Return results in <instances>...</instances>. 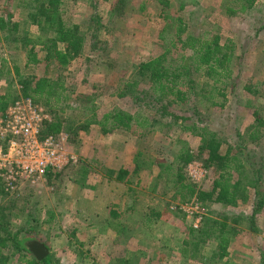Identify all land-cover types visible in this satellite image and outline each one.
I'll use <instances>...</instances> for the list:
<instances>
[{"label": "rangeland", "instance_id": "374dc122", "mask_svg": "<svg viewBox=\"0 0 264 264\" xmlns=\"http://www.w3.org/2000/svg\"><path fill=\"white\" fill-rule=\"evenodd\" d=\"M167 1V14L181 18L190 34L205 38L218 35L222 43L231 42L235 55L242 58L235 68L234 86L229 83L224 107H210L206 101L197 105L213 117L210 129L222 142V152L230 147L242 153L239 146H246L243 153L250 165L245 163V181L258 180L253 166L260 171L258 189L263 206L255 216V231H250L244 218L255 200L252 191L249 200L236 207L202 204L195 199L186 204L174 201L178 168L184 183L197 189L207 190L214 178L204 167L203 157L180 170L177 154L185 149L196 154L199 145L190 132L156 126L150 135L137 138L118 130L103 136L97 126L84 131L93 106L99 117L113 107L135 111L131 102L117 98L115 92L131 79L133 65L162 51L158 41L167 22L159 18L158 0H63V20L79 25L86 34L83 53L60 69L46 63L26 66L22 39L26 34L34 38L35 30L24 22L26 12L17 7L19 0H0V18L10 15L19 23L18 42L5 40L0 33V94H16L20 100L19 80L49 78L55 82L59 101L40 107L50 118L60 116L64 126L75 124L84 129L55 135L64 137L61 144L69 160L64 170L17 193L0 195V209L11 229H24L30 242L43 244L51 264H204L214 244L200 245V255L193 259L191 248L187 254L182 252L184 242L193 239L189 228L198 229L204 219L217 220L219 215L241 216L223 262L264 264V129L256 144H248L246 131L253 123L254 111L264 118V97L243 91L247 84L262 90L264 0L249 11H241L234 0ZM95 16L103 29L92 38ZM171 32L164 35L167 41L174 35ZM43 54L39 52V57ZM196 77V82H204ZM142 87L144 84L139 89ZM121 169L128 175L118 182L115 178ZM6 254V264L34 263L25 253L9 250Z\"/></svg>", "mask_w": 264, "mask_h": 264}, {"label": "trees", "instance_id": "16d2710c", "mask_svg": "<svg viewBox=\"0 0 264 264\" xmlns=\"http://www.w3.org/2000/svg\"><path fill=\"white\" fill-rule=\"evenodd\" d=\"M234 1L238 2L241 11H249L259 0ZM158 4L159 18L167 22L158 41L162 45V51L154 58L133 65L131 79L123 82V87L115 92L117 98L131 102L135 111L131 113L113 107L99 117L93 106L92 115L86 120L85 130L76 127L74 123L75 127L64 126V120L54 114L50 121L43 124L41 136H55L62 131L73 134L72 131L80 129L86 131L90 126H97L103 136L118 130L141 138L150 135V129L156 126L190 132L199 139V145L196 154L188 149L181 150L177 154L180 170L192 164L197 158L203 157L204 167L212 172L214 178L207 190L197 189L191 183H184L178 168L174 201L186 204L195 199L202 204L236 207L238 203H246L249 200V192L252 191L255 200L251 204L249 216L244 218L249 221L250 231H255V216L263 206L258 189L260 171L255 170L253 166L252 171L257 174L258 180L250 178L249 181H245L247 173L245 163L250 165L248 157L243 153L246 146H239L238 151L242 153L233 152L230 147L222 152V142L210 129V121L213 117L204 114L197 105V102L206 101L211 103L210 107H224L228 87L234 86L233 75L242 58L235 55V47L231 42L222 43L218 35L205 38L190 34L181 18L174 19L167 14L169 1L158 0ZM62 5L63 0H19L17 7L26 12L24 22L35 30L34 38L26 34L22 39L21 48L24 49L27 58L26 66L46 63L59 69L66 68L83 53L86 33L81 31L79 25L66 24L62 17ZM94 20L92 38L103 29L98 16H95ZM168 31H174L170 41L164 37ZM18 32L19 23L14 22L12 16L0 18V33L5 40L18 42ZM177 49L181 52L178 53ZM39 52L44 53L42 58L39 57ZM15 75L18 76L17 69ZM197 75L198 79L204 80L203 83L196 82ZM19 82L22 88L21 96L31 99L38 107L46 108L50 101L54 100L55 103L59 101L60 94L54 88L55 82L49 78L42 77L34 81L19 80ZM142 84L144 87L139 89ZM261 87L262 90H254L250 84H247L244 85L243 91L264 97V81ZM18 97L16 94H0V118L5 115L9 104L14 103ZM148 114H151V117ZM252 117L253 123L246 128L249 134L248 144H256L259 141L260 131L264 129V118L259 112L254 111ZM238 137L240 138L241 134H238ZM127 175L128 173L121 169L115 179L121 182ZM125 182L128 183L127 180ZM2 193L3 191L0 190V195ZM240 217L234 219L219 215L217 220L204 219L198 229L189 228L188 233L193 239L184 242L182 252L187 254L190 251L188 248H191L193 252L190 253V258L194 259L200 255V252H197L199 246L211 242L214 246L210 250V255L205 257V261L200 256V260L204 264H226L223 261L228 257L230 237L235 225L241 220ZM23 232L24 229L16 231L11 229L7 215L0 209V264L7 263L6 253L9 250L12 254L25 253L32 256L33 264H51L50 257L41 261L35 259L28 249L31 237H24L26 232Z\"/></svg>", "mask_w": 264, "mask_h": 264}, {"label": "built area", "instance_id": "2783aa9c", "mask_svg": "<svg viewBox=\"0 0 264 264\" xmlns=\"http://www.w3.org/2000/svg\"><path fill=\"white\" fill-rule=\"evenodd\" d=\"M49 115L31 99L10 105L0 118V190L14 194L43 182L68 165L63 136H41ZM70 160H73L71 157Z\"/></svg>", "mask_w": 264, "mask_h": 264}, {"label": "water", "instance_id": "95a60500", "mask_svg": "<svg viewBox=\"0 0 264 264\" xmlns=\"http://www.w3.org/2000/svg\"><path fill=\"white\" fill-rule=\"evenodd\" d=\"M28 249L36 260L41 261L48 255V250L39 242L32 241L28 243Z\"/></svg>", "mask_w": 264, "mask_h": 264}]
</instances>
